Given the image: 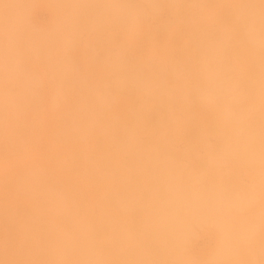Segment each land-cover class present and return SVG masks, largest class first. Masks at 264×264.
I'll return each instance as SVG.
<instances>
[{
  "label": "bare ground",
  "instance_id": "6f19581e",
  "mask_svg": "<svg viewBox=\"0 0 264 264\" xmlns=\"http://www.w3.org/2000/svg\"><path fill=\"white\" fill-rule=\"evenodd\" d=\"M0 264H264V0H0Z\"/></svg>",
  "mask_w": 264,
  "mask_h": 264
},
{
  "label": "rangeland",
  "instance_id": "374dc122",
  "mask_svg": "<svg viewBox=\"0 0 264 264\" xmlns=\"http://www.w3.org/2000/svg\"><path fill=\"white\" fill-rule=\"evenodd\" d=\"M39 11H38V16H39V18L42 16H45V17H47L48 16V14L47 13H42V9H38ZM42 10V11H41ZM165 15H170V13H169V11H168V13L166 12V13H163V14H161V17H163V16H165ZM38 18V19H39ZM121 37L123 38V36L122 35H120V34H116L115 36H114V38L116 39V40H120L121 39ZM200 242H201V245L203 246V248H201V250H205L206 248H208V247H211V245H212V242H213V240H212V238L209 236V235H201V237H200Z\"/></svg>",
  "mask_w": 264,
  "mask_h": 264
}]
</instances>
